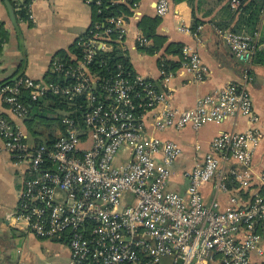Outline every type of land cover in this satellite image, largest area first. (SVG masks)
<instances>
[{
	"label": "built area",
	"instance_id": "1",
	"mask_svg": "<svg viewBox=\"0 0 264 264\" xmlns=\"http://www.w3.org/2000/svg\"><path fill=\"white\" fill-rule=\"evenodd\" d=\"M104 1L87 0L91 7ZM240 5V0L230 1L234 12ZM171 6V0H156L157 15H167ZM107 22L111 26L88 29L77 40L80 56L53 60L49 73L56 79L22 75L0 84V137L25 175L11 219L39 238L66 244L70 264H161L167 256L171 264L264 261V172L253 168L263 131L249 89L259 33L218 30L245 63L243 80L179 109L164 83L172 72L160 69L162 80L154 82L122 63L104 67L97 59L113 50V32L128 51L125 20ZM149 44L141 35L136 46ZM181 54L182 67L204 81L208 70L199 53L184 45ZM26 96L32 101L57 96L68 104L61 119L64 132L53 144L37 143L2 115L8 109L27 118ZM239 116L248 119V128L216 135L203 160L184 172L185 194L171 190V168L182 148L149 127L198 130ZM209 182L229 194L225 209L217 201L204 203L202 189Z\"/></svg>",
	"mask_w": 264,
	"mask_h": 264
},
{
	"label": "crops",
	"instance_id": "2",
	"mask_svg": "<svg viewBox=\"0 0 264 264\" xmlns=\"http://www.w3.org/2000/svg\"><path fill=\"white\" fill-rule=\"evenodd\" d=\"M14 1L17 9L25 2ZM171 1V10L161 17L157 33L167 37L166 47L170 43L191 46L199 53L208 70L205 80L199 82L195 80L194 73L181 64L172 72L173 76L164 81L171 90L172 106L185 109L194 106L202 96L220 90L231 82L242 81L246 65L235 57L218 33L220 29L231 28L238 19V13L231 9V0ZM12 8L8 0H0V22L5 24L9 33L0 56V84L22 75L36 80L49 79L53 60L62 58L61 54L75 59L72 47L92 24L93 7L87 0H32L30 12L33 17L23 21L13 17ZM144 17H158L156 0H140L132 16L124 22L126 45L136 74L159 81L162 75L158 60L165 48L157 55H150L136 46L139 36L143 35L139 24ZM182 27L190 31H182ZM260 31L264 37V13ZM181 55L168 54L167 57L181 61ZM251 69L253 74L249 89L254 110L259 116L258 126L263 131L254 153L253 168L256 172H264V65L253 64ZM3 113L13 124L29 131L27 118H18L8 109H4ZM147 124H151L150 120ZM249 124L247 118L239 116L207 124L198 130L186 126L180 130L154 131L149 127L151 133L173 140L182 148L181 155L171 168L173 173L169 188L185 194L188 180L184 172L203 160L211 149L213 138L223 131H244ZM24 177L0 137V264H70L71 253L66 244L56 239L39 238L11 219ZM202 191L206 205L217 201L221 209L227 207L229 194L216 191L212 182L207 183ZM171 261V257L167 256L161 264H171Z\"/></svg>",
	"mask_w": 264,
	"mask_h": 264
},
{
	"label": "trees",
	"instance_id": "3",
	"mask_svg": "<svg viewBox=\"0 0 264 264\" xmlns=\"http://www.w3.org/2000/svg\"><path fill=\"white\" fill-rule=\"evenodd\" d=\"M13 6V17L18 21L28 20L30 17V5L32 0H25V2L17 9L14 0H8ZM176 3L193 0H173ZM241 5L238 13V19L231 28H223V30H231L233 32L243 34L248 33L255 35L259 33L258 39H256V53L252 60V65H264V37L261 36L260 23L264 13V0H240ZM140 2V0H124L113 3L111 0H105L104 4L100 7L93 6L92 24L89 30H97L96 27H109L111 26L107 22L108 18L120 17L127 21L133 14V9ZM100 9V12H99ZM161 17H144L140 22L139 26L143 30V36L150 40L151 44L146 46L138 45V49L150 54L157 55L161 50L165 48L164 54L159 57L158 66L161 70L166 72H175L180 66L181 61L170 59L167 57L168 54L181 55L183 45L181 43H170L166 47L167 37L161 36L157 33V28L160 25ZM199 21L196 20V24ZM197 26V25H196ZM116 32L111 34L109 40L113 44V50L111 52L99 53L97 59L104 61V67H114L117 63H122L127 71L136 73L128 51H124L117 40ZM9 37V33L5 28V24L0 22V56L3 51L4 45L6 44ZM72 52L80 56L81 47L77 46V43L72 47ZM62 59H70L66 54L60 55ZM250 73L253 74L252 69ZM50 79H56L55 76L50 75ZM162 80V77H161ZM8 80L6 82H11ZM153 81V80H152ZM155 82V81H154ZM158 82V81H157ZM4 83V82H3ZM1 83V84H3ZM27 97V96H26ZM62 100V101H61ZM26 102L28 103L30 113L27 117L26 124L30 134L39 144H53L57 138L63 134L64 128L61 122L63 116V109L68 108V104L64 103L62 98L57 96H50L40 99L39 101H32L31 98L27 97ZM57 112L58 115L53 113ZM61 114V115H60ZM5 115V113H2ZM6 116V115H5ZM264 264V261L258 263Z\"/></svg>",
	"mask_w": 264,
	"mask_h": 264
},
{
	"label": "rangeland",
	"instance_id": "4",
	"mask_svg": "<svg viewBox=\"0 0 264 264\" xmlns=\"http://www.w3.org/2000/svg\"><path fill=\"white\" fill-rule=\"evenodd\" d=\"M53 114H54V115H58L57 112H54ZM60 115H61V114H60ZM61 119H62V118H61ZM18 226H24V225H23V222L21 221V222H20V225H18Z\"/></svg>",
	"mask_w": 264,
	"mask_h": 264
}]
</instances>
